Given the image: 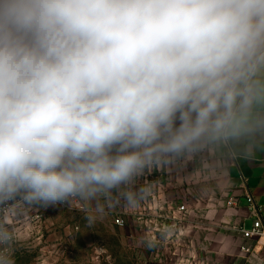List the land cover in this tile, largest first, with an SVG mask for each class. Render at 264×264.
I'll use <instances>...</instances> for the list:
<instances>
[{"label":"clouds","instance_id":"clouds-1","mask_svg":"<svg viewBox=\"0 0 264 264\" xmlns=\"http://www.w3.org/2000/svg\"><path fill=\"white\" fill-rule=\"evenodd\" d=\"M209 149H264V0H0V214L135 209Z\"/></svg>","mask_w":264,"mask_h":264},{"label":"rangeland","instance_id":"rangeland-1","mask_svg":"<svg viewBox=\"0 0 264 264\" xmlns=\"http://www.w3.org/2000/svg\"><path fill=\"white\" fill-rule=\"evenodd\" d=\"M226 166L227 157L209 149L197 156L153 170L140 177L138 184L151 185L155 174H163L165 184L169 186V205L176 206L180 199L185 200L189 212L196 206H202L203 212H209L215 206L220 217V232L226 233L227 229L221 227L224 224L222 213L228 207L227 202L241 196L243 190L237 185L233 191L228 189L230 184L225 182ZM158 183L162 185V181ZM76 200L80 207L35 204L6 216L3 224L10 228L15 240L14 264L188 263L174 261L173 258L180 251L165 243L148 246L145 215L137 223L135 209L108 207L101 197L104 211L99 213L92 201ZM143 213L147 212L143 210ZM90 215L95 216L91 223L87 219ZM116 218L123 220L122 226L115 224ZM232 231L237 232L235 229ZM223 256L220 251L219 259H215L214 264H229L222 259Z\"/></svg>","mask_w":264,"mask_h":264},{"label":"crops","instance_id":"crops-1","mask_svg":"<svg viewBox=\"0 0 264 264\" xmlns=\"http://www.w3.org/2000/svg\"><path fill=\"white\" fill-rule=\"evenodd\" d=\"M151 181V192L135 208L134 215L137 223L145 215L147 242L165 243L180 251L173 260L187 264H203L205 261L214 264V260L219 259L220 251L225 255L222 259L229 264H264V249L251 254L241 251L242 247H254L258 251L262 242L255 245L253 240H245L238 232L232 231L240 227L249 229L251 226L253 214L244 199L247 193L251 194L264 218V149L248 158L227 157L225 182L230 184L228 189L233 191L237 185L243 190L241 196L234 200L235 205L228 206L222 213L224 224L221 227L227 229L226 233L220 232L217 207L203 212L202 206H196L189 212L185 200L181 199L178 205H169L170 192L164 175L155 174ZM159 181H162V185H159ZM182 204L185 212L177 210ZM143 210L147 213L144 214Z\"/></svg>","mask_w":264,"mask_h":264},{"label":"built area","instance_id":"built-area-1","mask_svg":"<svg viewBox=\"0 0 264 264\" xmlns=\"http://www.w3.org/2000/svg\"><path fill=\"white\" fill-rule=\"evenodd\" d=\"M245 203L247 205V208L251 211L253 214V219L251 221V226L249 229H244L243 227H240L237 229V232L241 235V237L245 240H253L255 245L258 243L262 242L261 247L258 251H255L254 247L253 248H245L242 247L241 251L245 254H251V253H258L260 250L264 249V218L261 217L260 214V208L259 206L254 202L253 197L251 194L247 193L244 196ZM12 201H9L8 204H3L0 205V211H2L5 207L9 206ZM70 205H74L75 207H80L79 203L77 202L76 199H74L71 203H64V204H55L54 206L62 207V208H68ZM228 206H234L235 202L234 200H229L227 202ZM18 209H13L11 210L8 214H0V223H5V218L9 214H13L15 211ZM177 210L179 212H185L186 208L182 204L178 206ZM115 224L118 226L123 225V220L120 218L115 219Z\"/></svg>","mask_w":264,"mask_h":264}]
</instances>
